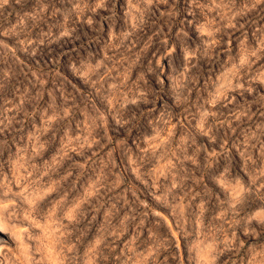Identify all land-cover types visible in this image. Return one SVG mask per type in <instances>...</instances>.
<instances>
[{"label":"rangeland","instance_id":"rangeland-1","mask_svg":"<svg viewBox=\"0 0 264 264\" xmlns=\"http://www.w3.org/2000/svg\"><path fill=\"white\" fill-rule=\"evenodd\" d=\"M0 264H264V0H0Z\"/></svg>","mask_w":264,"mask_h":264},{"label":"clouds","instance_id":"clouds-1","mask_svg":"<svg viewBox=\"0 0 264 264\" xmlns=\"http://www.w3.org/2000/svg\"><path fill=\"white\" fill-rule=\"evenodd\" d=\"M5 2H7V0H5Z\"/></svg>","mask_w":264,"mask_h":264}]
</instances>
